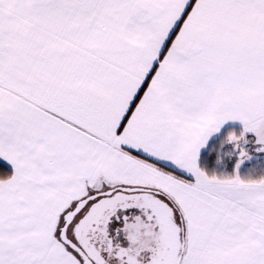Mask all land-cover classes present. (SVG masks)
<instances>
[{
	"label": "snow or ice",
	"instance_id": "obj_1",
	"mask_svg": "<svg viewBox=\"0 0 264 264\" xmlns=\"http://www.w3.org/2000/svg\"><path fill=\"white\" fill-rule=\"evenodd\" d=\"M0 264H264V0H0Z\"/></svg>",
	"mask_w": 264,
	"mask_h": 264
}]
</instances>
